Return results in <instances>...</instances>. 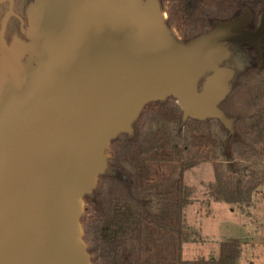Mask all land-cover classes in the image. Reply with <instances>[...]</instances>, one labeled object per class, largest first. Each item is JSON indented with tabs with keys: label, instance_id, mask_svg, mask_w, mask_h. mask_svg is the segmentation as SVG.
<instances>
[{
	"label": "water",
	"instance_id": "1",
	"mask_svg": "<svg viewBox=\"0 0 264 264\" xmlns=\"http://www.w3.org/2000/svg\"><path fill=\"white\" fill-rule=\"evenodd\" d=\"M247 20L181 45L156 0H35L36 43L8 51L13 74L0 80V264H90L83 199L106 170L105 149L146 105L172 97L183 121L231 130L215 106L233 73L218 66L231 45L260 57L264 11L254 31L242 30ZM16 53L35 54V65L16 70Z\"/></svg>",
	"mask_w": 264,
	"mask_h": 264
},
{
	"label": "trees",
	"instance_id": "2",
	"mask_svg": "<svg viewBox=\"0 0 264 264\" xmlns=\"http://www.w3.org/2000/svg\"><path fill=\"white\" fill-rule=\"evenodd\" d=\"M251 8L260 15L264 0H170L168 16L186 44L214 22L234 21ZM234 48L232 54L238 60L247 56L241 49L253 52L246 44ZM252 58L256 59L254 53ZM237 79L240 82L233 85ZM228 96L221 105L237 118L231 130H226L224 142L209 120H188L182 125V112L170 100L146 105L131 132L110 142L109 165L99 176L97 187L83 199L82 222L95 264H238L241 247L236 242L221 243L216 261L181 259L182 244L187 238L183 210L191 202L183 172L199 163H213L215 183L209 195L233 206L250 205L264 182V173L254 171L246 178L238 175L242 163L264 160V67L248 73L236 70ZM235 103L240 105L239 112H232ZM143 121H151L153 126L144 131ZM181 125L183 130L175 133L173 128ZM221 151L236 172L221 171L217 164ZM166 164L179 165L180 172L168 190L158 195L154 193L152 167L156 165L161 170ZM154 199L156 210L152 206ZM120 204L137 205L138 221L129 229L130 225L119 224L115 225L116 231L105 233L106 223ZM147 233H151V240ZM162 243H166L164 249Z\"/></svg>",
	"mask_w": 264,
	"mask_h": 264
},
{
	"label": "rangeland",
	"instance_id": "3",
	"mask_svg": "<svg viewBox=\"0 0 264 264\" xmlns=\"http://www.w3.org/2000/svg\"><path fill=\"white\" fill-rule=\"evenodd\" d=\"M156 1L158 3L161 19L163 20L166 29L169 30L172 39L178 44L185 45L183 43L181 35L179 34V32H177L175 26L169 20L168 12L170 7V0H162V3L158 0ZM261 14H257L256 10L253 8L249 9L247 11V14L240 17L245 18L246 16H248V20L244 23L242 30L254 31L259 24ZM219 23L228 22H214L211 27L203 31L204 33H202L200 36L210 33L212 30H214V26ZM200 36L196 38H199ZM256 44L259 45L260 57L255 49L251 47L253 50L252 53L249 52L248 49H241V51L245 52L247 55L242 60H238L233 56L232 53L235 49L234 45L227 46L225 49L227 57L223 62L219 64L218 69L229 70L233 73L234 77L236 70L248 73L249 71L255 70V68H258L259 66L264 67V56L262 57V52L264 49V35L256 42ZM253 53L255 54L256 59L252 58ZM211 75L212 73H206L205 76L199 80L197 84L198 93L203 87L205 78ZM232 80L229 84V90ZM239 82L240 80L237 79L233 82V85L238 84ZM226 97H229L228 94L226 95ZM165 100H170V102L176 104L180 108L177 101L172 97H167ZM223 101L216 104L215 108L217 111L224 113L223 115L227 118V120H229V123L232 126V121H234V119L237 117L233 116L232 113H226L223 105H221ZM239 110V103H235L232 112H239ZM225 113L227 116L225 115ZM139 116L134 122L139 119ZM188 120H182V125L185 124ZM207 120L211 122L214 130L224 142V139L226 137V130H230L226 127V123L224 124L220 122L217 118H210ZM141 124V128L144 131H146L148 127L153 126L151 121H143ZM182 125L175 126L173 128L175 133L183 130ZM122 135L125 134H120L119 136ZM110 150L111 148L109 145L104 152L106 169L110 162ZM217 164L220 165L219 168L221 169V171L225 173L236 172L233 171V169L230 167L231 162L227 158L224 151L218 153ZM242 164L243 165L240 168L241 172H239L238 175H241L244 178L248 177L249 174L254 171L264 173V160L260 162L251 161ZM155 166L156 165L152 167L154 180L153 186L155 189L154 193L158 195L164 194L168 190L169 184L178 177L180 167L177 164H166L162 165L160 167L161 170H159V168ZM154 169H156L155 172ZM182 177L184 186L189 189L191 193V202L183 210V228L184 234L187 236V238L186 241L182 244V261L192 262L198 259L206 261H216L218 259L219 247L221 243L236 242L241 247V256L238 260V264H264V182L257 188L258 191L253 195L250 205L233 206L223 201H215L209 195L210 186L214 185L215 183V166L213 163H199L195 167L183 172ZM97 183L98 179L95 183L94 189L97 187ZM156 201L157 200L154 199L152 202L153 210H156L157 208ZM83 218L84 202L82 206L81 216L79 218L81 240L88 256L89 263L95 264V255L89 252L91 245L88 243V239L85 236V230L82 222ZM138 219L139 215L137 205L120 204L116 208L114 216L106 223L104 228L105 233L110 232V230L116 231L115 225L118 226L119 224H121L122 226L130 225L128 227L129 229L134 225L135 222L138 221ZM150 228L151 230L156 231L155 228ZM147 236L148 239H152L151 233H147ZM165 244L166 243H162L161 249H164ZM163 253L164 252H162L161 250L160 255H162Z\"/></svg>",
	"mask_w": 264,
	"mask_h": 264
},
{
	"label": "flooded vegetation",
	"instance_id": "4",
	"mask_svg": "<svg viewBox=\"0 0 264 264\" xmlns=\"http://www.w3.org/2000/svg\"><path fill=\"white\" fill-rule=\"evenodd\" d=\"M34 2L35 0H0V80L3 72L13 74L8 51L31 48L36 43L29 23ZM15 57L14 66L16 70L22 71L33 67L37 60L35 54L16 53Z\"/></svg>",
	"mask_w": 264,
	"mask_h": 264
},
{
	"label": "crops",
	"instance_id": "5",
	"mask_svg": "<svg viewBox=\"0 0 264 264\" xmlns=\"http://www.w3.org/2000/svg\"><path fill=\"white\" fill-rule=\"evenodd\" d=\"M153 234H154V235H155V234L157 235V232H154V231H153Z\"/></svg>",
	"mask_w": 264,
	"mask_h": 264
}]
</instances>
